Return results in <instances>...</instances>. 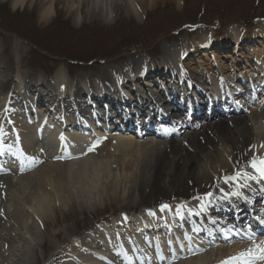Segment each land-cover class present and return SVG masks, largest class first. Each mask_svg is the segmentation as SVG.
Listing matches in <instances>:
<instances>
[{
    "label": "bare ground",
    "instance_id": "6f19581e",
    "mask_svg": "<svg viewBox=\"0 0 264 264\" xmlns=\"http://www.w3.org/2000/svg\"><path fill=\"white\" fill-rule=\"evenodd\" d=\"M0 1L5 2L6 0ZM27 1L29 0H7L12 8L16 10L20 8L23 10ZM154 1L156 0H100V3L95 6L97 7L96 14L97 16L108 15L109 12L116 14V8L122 5L127 7L128 11L134 16H139L140 10L148 7ZM55 2L56 0L37 1V6L40 8L38 10L39 22L50 21L54 14L53 7ZM73 12V1L66 0L63 10L64 16ZM223 33L226 35L225 37L219 38V36L214 35L213 38L215 40L213 39L208 43L204 36L205 33L204 35L199 34V36L192 40L194 44L189 42L184 48L178 47L181 49H174L172 48L173 46L165 47L161 53L162 58L158 65L161 67L159 68H152V65H149V61L145 56L129 62L121 60L119 63L117 62L115 67H110L106 64L101 71L96 72L97 75L89 76L88 78H78L73 83L65 80L59 71H56L53 75L54 82L45 81L43 78L35 80V73L21 70V57L17 61L19 64L14 65V55L11 56L8 42L6 45L0 47V51H2L0 53V75H3L1 77L4 80L10 73L15 72V79H18L17 81L8 79L3 81L5 83L0 82V91H2L0 93V118L5 115L6 110L4 108L9 109L6 107L7 103L10 100L12 103L17 100V96L13 93L15 92L13 88L19 91L23 89L31 93L34 89L35 97L39 98V101L35 104L37 107L30 109V111L29 109L26 111V108L18 109L15 114L11 113V116L0 119V125H2V129L0 128V145L8 142V139L15 137L21 140L20 143L23 149L33 151L35 147L40 146V142L33 141L36 136H39L41 137L39 141L43 139L51 141L47 143L49 146L52 145L56 148L55 153L59 154V157H61L60 154L67 155L75 150L97 148L103 143L98 144V141L108 135V128H112L110 124L104 125L108 128L98 130L92 122L77 118V113L75 117L71 116L69 121L66 122L67 124L71 122V124L67 126L69 128L65 129L60 125V122H56L52 117H47L45 114H41L38 117V114H36L44 112L51 115L52 107L47 105L44 109V103H42V97L44 96L43 89L51 94L54 92L53 88L59 89V98L65 95L63 99L64 101L67 100L64 108L70 110L72 108L71 105H76V101L73 102V99L70 100L69 97L76 98L79 93H82V90L87 92L91 88L94 92L90 95V99H83V102L86 100L85 103H82V101L77 102V110H79L80 114H82L83 108H86L85 112L90 118L94 117V111L104 113L102 107H100L102 105L101 101L97 100L98 97L104 100L114 98L116 100L115 103L121 102L123 99H129L136 105L134 107L135 110H133L134 116H137L140 112L144 113L138 117H130L128 120H126L128 113L123 114L122 124L118 128H114L115 130L118 129L120 131L123 127L133 128L134 125L136 127H146L148 124L146 114L147 116L155 114L156 120L159 119L160 122L166 120L168 122L167 128L159 123L154 133L144 131L146 133L144 135L152 136V139H149L147 142H137V139L144 132H139L138 137L136 135L122 137L118 133L119 135H117L118 137L115 138V141L114 139L111 141L116 143L114 151L119 152L118 148L124 149L127 147L130 150L136 149L134 151H137L139 155L137 160L138 170L132 172L133 175L130 177V183L128 182L131 188L126 186L127 188L119 196L120 201H124L122 203L124 206L127 207L125 202L130 198L129 196H132L131 192L128 193L127 191L131 189V191H135L138 185L145 182L149 183L158 179L161 181L163 187L167 188L169 194H177V190L183 189V191H186L188 187L196 186V184L204 183L203 185H208L209 183L211 184V181H214L211 188H206V190H214L212 196L208 197H214L212 203L209 200L210 205L204 204L205 195L198 194L200 196H194L193 198L198 200L192 204L191 202L194 200H188L191 198H186L187 196H183L185 194L178 193L181 195L175 200L173 199L169 204L165 203V205L169 206L168 209L161 211L160 206H155L147 210L148 212L142 210V214L140 215L134 212L137 207L133 203L129 205L128 210L120 209L119 215H122V217L119 216L117 220L113 219L107 226L102 224L94 228L96 230L94 233L95 237L103 242L107 248L99 245V242L94 238L86 239L85 235L83 237L72 236L70 240L72 238L73 242H70V246L63 245L64 247L61 249H59V246L57 249L51 250L50 260L53 262L49 264H71L72 262L75 264H83L84 262L89 264V260H91L87 256L89 253L82 249L83 246L87 245L92 248L98 245L100 250H105L104 254L107 256L110 253H114L112 248L115 246L114 243L118 237L114 235H100L101 232H107L104 228L109 229L112 226L117 229L119 228V238L124 239L123 242L128 236L134 240L133 244L135 247L140 245L139 248L134 250V255L130 251L128 252L132 263L138 259V261L144 260V263L140 262V264H151V262L164 264L165 261L169 263V257L174 259L175 257L189 255L199 250L200 252H204V256L207 257L202 258L204 257L203 255L199 256L200 258L196 257L195 259L199 260L196 264H204L208 257L207 264L214 262L215 264H221L218 262L219 260L222 262L228 260L230 257H236L239 253L246 252L248 249L264 245V234L261 235L262 239L259 241L254 239L255 237L252 235V231L259 229V225H261L260 220L264 218V179H261L259 173L250 167V162L244 163L245 158L249 161L264 159V147H261L264 144V103L258 105L259 107L253 105V108L251 105L246 108V112L241 108L233 107L230 113L223 111L221 115H217L209 121L195 118L194 123L191 120L182 119L178 115V112L181 110L180 107L166 103L167 109L170 108L176 112L174 113L176 116L169 117V120H167L165 119L167 118L166 115L161 110L162 107H165V104L163 105V103L157 101L155 94H159L167 100L169 98L164 95L165 93L162 89L158 91L157 88H151L150 85H152L154 80L145 81V83L149 84V87L141 83L143 76L147 77L154 71L158 76L163 77L165 75V67L176 65L179 58L184 55V52L190 50L185 61L190 59V57L197 59L190 61L193 64L184 62V64L186 63L185 67H180L182 63L181 65L174 66L178 72L177 77L176 74L173 77V81L174 79L177 80L172 83L174 84V88L178 87L176 85L178 82H187L189 86H192L193 90L196 87L200 89L199 81L194 79L195 71L199 70L197 72L198 75L204 78L203 85H207L200 89L203 95H206L210 91L209 88L211 86L208 84L210 78H213L211 80L218 81V84L221 85L219 90L222 91L230 88L231 84L239 82L241 76L246 83L253 82L258 90L264 89V24L258 30L256 29L248 33L240 27H231ZM44 36V38H49V34H45ZM227 39H229V42ZM231 45L233 46L231 51H227L226 48ZM196 54L201 55V57ZM196 63L200 65H196ZM128 72L129 74H127ZM139 72L140 75L137 77ZM119 78L122 80L118 84ZM32 83L37 85L35 86ZM136 84L139 86L137 90L135 88ZM8 85H10L9 88H12V92H9ZM131 86L133 89H131ZM167 87L172 93L175 92V89L171 90L170 85ZM37 88H42L39 89L41 92H38ZM123 90L124 92L127 90L128 93L133 95L120 93ZM8 97H10V100H7ZM47 97L45 101L48 103L52 99L49 95ZM181 101L187 100L181 98ZM212 101H215V99ZM206 102H209V99ZM115 103L110 106L106 102L107 108L104 109L109 111L114 108L117 114L123 113L119 107L115 106ZM197 103L200 104V102ZM216 104L220 106L219 103ZM139 107L141 108L139 109ZM34 112L36 113L30 117L28 113ZM128 112L131 114L132 109L131 112ZM21 114L26 116L19 117ZM70 115L73 114L70 113ZM34 118L36 121H34ZM31 121L34 123L35 129L31 126ZM99 121L101 124L105 123V119L102 116L99 118ZM77 124L79 127L76 126ZM82 124L85 126L82 127ZM88 125L94 129V136H90ZM7 128L10 130V133H7L8 138L4 140V131ZM1 132H3V136ZM82 139L86 141H82ZM30 142L32 143L30 144ZM249 145L250 149L245 151V147ZM3 150L0 148V151L3 152ZM32 154L33 157H31L30 163L42 159L40 152L37 151L36 155L33 151ZM56 156L54 155L50 158L54 159ZM109 159L112 161L113 158L109 157ZM83 162L85 163L84 167L88 166V164H90V167L101 164L94 162L90 158L83 160ZM27 163L24 161L21 166H25ZM132 163L133 160H129L125 164V169H130ZM104 165H107V163ZM58 167H62V165ZM73 168L71 167L70 169ZM237 171L243 173V176L248 178L242 177L226 184L223 183V177L235 175ZM49 172L52 171L49 170ZM49 172L43 174L45 175L44 181L50 186L49 191L44 192L39 197L32 194L33 188L30 183H27L24 188L21 186V184H24L23 182L18 183L15 181L7 184L4 189L0 188V264H32L30 254L34 251V247L39 245L43 249L48 244L35 221L46 225L50 215L55 216L59 211L70 213L73 209H76L78 204L81 203L87 206L88 202H91L90 199L77 200L76 202V199L69 193H66V195L57 193L56 187L53 185L54 181L51 180L52 174ZM36 173L35 176L28 175L33 179L37 176ZM23 177L19 176V179ZM127 180L129 179L127 178ZM246 181L250 183H246ZM148 183H145V186H148ZM56 184L58 183L56 182ZM206 192L204 191L202 194H206ZM232 193H236V195H232ZM142 194L144 193H139V195ZM40 199L44 203L43 206H40L38 203ZM214 200H220L221 205L217 206ZM177 210H179V215L177 214ZM209 210L212 212L210 213ZM149 212L153 213V215H149ZM125 215L128 217V221H125ZM30 219L33 220L29 222ZM178 219L183 220V223H186L188 219L193 220L185 224L186 229L184 232H187L186 237L176 238V235L179 237L184 235V232H181L182 228L173 227V224L177 223ZM215 220L217 221L215 222ZM167 227L172 229L169 230ZM200 228L203 232L199 231ZM229 228H233L234 231L228 233L227 230ZM128 229L130 230L128 231ZM122 232L125 234L124 237L121 234ZM25 233L28 236H24L23 234ZM64 233H67L66 235L75 234L72 228L65 229ZM88 233L90 232L88 231ZM225 233H227V238L224 237ZM60 235L62 233L58 231L52 233V236L55 238L60 237ZM142 236L143 238H140ZM249 236L252 239H249ZM81 238L83 240L78 241ZM104 239L107 240L103 241ZM17 240H19L18 243ZM234 241L236 242L235 244L224 247V244ZM212 245L217 247H211ZM210 247L211 250L209 249ZM63 248H66L65 251H75L78 254V259L73 257L75 254H71L73 256H70L68 259H61L65 256L64 252H62ZM215 248H217L216 256L218 260L215 257ZM116 254L117 252H115ZM147 257L151 259V262ZM92 260L94 262L92 264H101L98 260L109 263L108 260L103 259L100 255L93 257ZM254 264H264V260L255 259Z\"/></svg>",
    "mask_w": 264,
    "mask_h": 264
},
{
    "label": "rangeland",
    "instance_id": "374dc122",
    "mask_svg": "<svg viewBox=\"0 0 264 264\" xmlns=\"http://www.w3.org/2000/svg\"><path fill=\"white\" fill-rule=\"evenodd\" d=\"M37 1L25 2L23 10L22 8L13 9L7 0L0 1V18L2 17L0 47L8 42L11 56L14 55L15 65L21 57V70L35 73V79L40 77L52 80L54 73L59 71L65 80L71 83L78 78L97 75L96 72L101 71L106 64L114 67L121 60L128 62L145 56L148 61H157V64L160 62L159 54L165 47L182 46L183 41L190 40L195 33L199 36L201 32L215 29L222 34L231 27H240L248 33L258 30L264 24V0H156L148 7L141 9L139 16H134L127 7L122 5L116 8V14L109 12L108 15L97 16L95 6L100 3V0H71L74 12L64 16L66 0H56L53 7L54 14L49 22H39L40 8L37 6ZM202 21L209 28H199L201 24L203 25L200 23ZM186 23H189L186 28H180V25ZM45 34H49V38H44ZM194 60L192 57L187 61ZM117 137L115 133L109 135V138L114 141ZM148 139L137 142H147ZM112 140L106 141L89 155L70 158V160L61 157L58 158L59 160L52 159L49 154H46L31 171L9 174L3 176L4 179L0 177L1 189L15 181L23 182L21 186L24 188L27 183H30L33 188L32 194L39 197L49 191L50 186L44 181L43 174L50 170L52 171L49 172L52 174L51 180L54 181L53 185L57 193L61 195L69 193L76 202L91 200L87 206L78 204L70 213L59 211L55 216L50 215L46 225L35 221L48 244L43 249L39 245L34 247V251L30 254L32 264L52 263L53 261L50 260L52 249L70 246L72 236L85 235L87 238L88 231H93L98 224L109 223L113 219L117 220L119 216L122 217L119 215L120 209L128 210L129 205L133 203L137 207L134 212L141 215L142 210L147 211L162 203H170L181 195L178 193L185 194L183 196L187 197L194 196L208 191L206 188H211L214 183V181L208 185L199 183L188 187L186 191L181 189L176 191L177 194H169L167 188L163 187L158 179L149 183L145 182L149 185L145 186L143 183L138 185L135 191H131L132 189L127 191L131 192L132 196H129L130 198L127 196L126 207L119 196L127 188L126 186L130 187L128 182L130 183L132 172L138 170L139 155L137 151H134L136 149L130 150L127 147L118 148L119 152L114 151L116 143L111 142ZM247 149H250V145L245 147V151ZM109 157L113 158L112 161ZM89 158L101 164L95 167H90L88 164L84 167L83 160ZM129 160H133V163L131 168L126 170L125 164ZM60 165L62 167H58ZM71 167L74 168L70 169ZM35 173L36 177L33 179L29 177L35 176ZM19 176L24 177L19 179ZM140 192L144 194L139 195ZM38 203L40 206L44 204L41 199ZM32 220L30 219L29 222ZM68 228H72L75 234L66 235L64 231ZM57 231L62 235L55 238L52 233ZM23 235L28 236L26 233ZM80 240L83 238L78 239ZM227 246L229 245L224 244V247ZM83 249L91 250L88 246H84ZM62 250L65 256L61 259L77 254L70 250L65 251L66 248ZM216 253L217 248H215V257L218 260ZM202 255L205 254L180 258L173 264L187 261L185 264H196L199 260L195 258ZM205 257L207 256L202 258ZM116 260L117 258H114V261ZM208 260L209 257L204 264H207ZM218 262L221 263L220 260ZM209 264H215V262Z\"/></svg>",
    "mask_w": 264,
    "mask_h": 264
},
{
    "label": "snow or ice",
    "instance_id": "6c2138e0",
    "mask_svg": "<svg viewBox=\"0 0 264 264\" xmlns=\"http://www.w3.org/2000/svg\"><path fill=\"white\" fill-rule=\"evenodd\" d=\"M261 147H264V144L261 145ZM91 150V149H90ZM250 167H252L256 172L259 173L260 178L264 179V159H261L257 161L256 159H253L250 162ZM248 178L244 177L243 173L237 171L235 175L223 177V183H229L231 181H235L240 178ZM232 195H236V193H232ZM208 197L212 196V193H207ZM168 205H161L160 210L164 211L168 209ZM203 211V209H201ZM177 214L179 215V210H177ZM191 214V213H190ZM149 215H153V213L149 212ZM261 224H264V218L260 220ZM234 231L233 228H229L227 230L228 233H232ZM224 237L227 238V233L224 234ZM249 239H252L251 236L248 237ZM264 260V245H261L259 247L248 249L246 252H241L236 257H230L228 260L222 261L221 264H254V260Z\"/></svg>",
    "mask_w": 264,
    "mask_h": 264
}]
</instances>
